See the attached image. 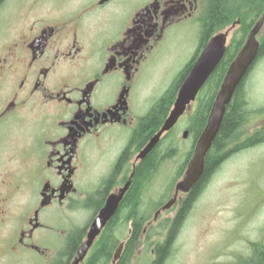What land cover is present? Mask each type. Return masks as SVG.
I'll return each mask as SVG.
<instances>
[{"label":"flooded vegetation","instance_id":"flooded-vegetation-1","mask_svg":"<svg viewBox=\"0 0 264 264\" xmlns=\"http://www.w3.org/2000/svg\"><path fill=\"white\" fill-rule=\"evenodd\" d=\"M112 1L85 0L67 13L26 14L16 35L4 45L0 56V131L32 112L40 114V136L29 153L38 188L23 201L25 218L3 255L28 256L34 264H75L94 219L108 199L128 184L104 227L114 219L109 264L118 248L114 264H166L172 227L179 225L186 209L196 201L197 191L183 209L193 188L181 194L182 200L178 196L176 205L180 207L161 236L163 240H156L159 231L147 234L162 214L176 206L162 212L167 201L156 200V193L148 192L154 182L150 181L152 175L154 179L158 173V161L165 160L155 158L150 182L145 188L135 186L136 205L154 211L141 230L134 229L132 218L123 224L122 203L136 182L139 164L151 152L157 157L155 151L166 140L168 147L160 149V155L176 148L170 144L174 132L182 130L181 138L187 132L189 140L181 142L195 145L189 122L184 130L177 122L154 149L138 159L156 133L154 129L144 142L137 140L142 120L137 113L138 83L142 74H150L159 57L158 47L174 31L201 22L206 0H142L125 17L117 9L119 16L113 22L107 17L101 23L89 20L92 12ZM9 201L1 196L3 214ZM100 235L77 264H93L94 257H106L104 251L96 250ZM251 252L246 255L248 264H254L256 255L263 256L264 241Z\"/></svg>","mask_w":264,"mask_h":264},{"label":"rangeland","instance_id":"rangeland-1","mask_svg":"<svg viewBox=\"0 0 264 264\" xmlns=\"http://www.w3.org/2000/svg\"><path fill=\"white\" fill-rule=\"evenodd\" d=\"M83 1L85 0H0V56L5 43L16 35V27L26 14L35 17L51 12L67 13ZM141 1L113 0L108 6L92 12L88 18L101 23L107 17L113 22L119 16L117 9H121L120 16L125 17ZM259 2L264 6V0H255L254 7ZM242 17L243 20L249 17V10ZM241 25L239 22L237 28L231 31L229 39ZM229 26L218 32L228 30ZM263 36L264 27L262 36H259L261 42ZM197 46L198 28L192 26L174 31L171 38L158 47L157 62L153 64L147 77L142 74L138 83L137 113L140 117H145L150 107L159 100L191 60ZM1 80L3 78L0 76ZM244 91L252 113L249 115L246 112V121L236 130L234 138L226 142L222 152L218 153V165L204 190L196 192V201L186 209L179 225L172 227V239L166 248V264H248L246 255H251L255 246L264 241V136H261L264 135V108L255 111L264 107V55L248 75ZM194 108L195 104L188 114ZM188 114L179 121H182L179 127L183 125V130L187 126ZM39 115L29 112L21 120L10 122L0 131V198L4 195L10 198L5 214L0 211V264L35 262L28 256L9 257L8 254H3L25 218L26 207H22L23 201L28 200L27 196L34 195L38 188L29 153L40 136ZM181 131L174 132L170 141L178 151L175 159L162 161L158 165L156 177L153 179L152 175L150 179L154 182L148 192L156 193V200H168L173 194V188L167 191L168 184L189 150L190 144L181 142ZM256 134L258 139H263L254 140L253 144L256 145L244 147L248 137L254 138ZM166 141L160 145L159 150L168 147ZM18 186L28 190L11 191L12 187ZM179 207L180 204H177L171 211L162 214L147 234L159 231L156 240H163L161 236L169 228Z\"/></svg>","mask_w":264,"mask_h":264},{"label":"trees","instance_id":"trees-1","mask_svg":"<svg viewBox=\"0 0 264 264\" xmlns=\"http://www.w3.org/2000/svg\"><path fill=\"white\" fill-rule=\"evenodd\" d=\"M254 1L255 0H207L203 19L201 20L198 26L199 27L198 46L196 52L194 56L191 58V60L178 73V75L170 84V86L161 95L159 100L151 107V109L146 114V116L142 118L140 123V128L137 131L138 141L144 142V140L148 137L149 134L152 133L154 129L155 130L153 131V133L160 128V126L162 125L163 121L167 117L172 107L178 89L180 88L183 80L189 73L194 63V60L199 53V50L204 46L206 41L213 34L239 21L241 22L242 25L234 32L230 40V43L226 48V52L223 59L216 66L213 73L210 75L206 84L204 85V87L197 96L196 110L190 118L189 130H190V138L192 142L194 143L198 139L199 135L201 134L202 130L206 125L214 98L219 90L220 84L222 83L227 68L229 67L230 63L237 55L238 51L243 46L249 30L252 28V26L257 21L259 16L264 12V6L262 7L261 3L259 2L256 4V7H254ZM247 10H249V17L243 20L242 16L244 13H247ZM262 39L263 40L258 50V56L256 62L264 55V36ZM252 68L253 67L250 68V71ZM247 76L235 90V93L229 105L226 108L218 134L216 135V138L212 143L211 149L205 158V170L201 178L197 182V184L194 185L190 197L188 198V202L183 205V209L186 208L187 205H189L188 204L189 199L192 197V195L195 194L196 191L204 190L205 186L207 185V182L209 181L215 170V167L218 165L219 162L218 153L222 152V150L225 148L226 142L234 138V133L236 132V130L246 121L247 114L250 115L252 113V110L248 106V102L245 98V91H244V82ZM260 110L262 109H257V112ZM262 139L263 138L258 139V135L256 134L254 138L248 139L246 142H244L243 146L251 147L252 145H254L253 144L254 140L260 141ZM159 152H160L159 148H157V150L155 151V153L158 154L157 157L154 156L153 153L151 152L139 164V166L136 169V180H135L136 182H134L135 184L132 186V189L126 195L122 203L123 204L122 215L124 218L123 224L126 225V222L130 218H132L134 229L137 230H141V226L144 220L149 215H151L152 211L154 210L153 209L151 211L139 210L141 206L138 207L135 203L136 202L135 186L137 184H140L142 188H145V185L148 183L149 175L151 173L153 174L152 167L154 165L155 158L165 159L167 161L173 158L174 156H176L177 154L176 148H172L168 150L165 154L163 153L162 155H159ZM190 154L191 153L189 152L187 156L184 158V160H182V162L179 163L173 178L168 184V188H167L168 192L174 187L175 182L183 174V171L186 166V161L189 159ZM159 163L160 161H158V165ZM168 196L169 194H167L166 197ZM163 202H165V200ZM180 215L181 214H179L178 217ZM149 219L150 217L148 218V220ZM113 221L114 219L110 221V223L104 229L103 233L100 235L98 240L99 242L97 243V248H96L97 251L100 252L104 251L106 253V257H102V258L94 257L92 259L93 264H109L110 258H108L107 256L111 252V246H112L111 241L115 235L113 228L111 229ZM163 252L164 249L162 248L159 254L162 255ZM253 261L254 264L259 262H264V254L262 257L260 256V254L256 255Z\"/></svg>","mask_w":264,"mask_h":264},{"label":"water","instance_id":"water-1","mask_svg":"<svg viewBox=\"0 0 264 264\" xmlns=\"http://www.w3.org/2000/svg\"><path fill=\"white\" fill-rule=\"evenodd\" d=\"M263 25L264 13L250 30L244 46L230 64L220 89L215 97L207 124L195 145L183 179L177 184L175 195L162 210L169 209L176 200V194L179 191L188 192L192 187H194L203 174L205 156L220 129L226 107L229 105L235 90L241 84L249 68L252 66L257 57L259 43L256 40V36L262 29ZM227 35L228 31L219 33L209 39V41L205 44L192 69L183 81L168 117L164 121L158 133L150 139L149 143L143 151H141L138 158L143 159L152 149H154L158 144L161 135L164 132L169 131L175 125L179 117L182 116L186 110H189L191 102L195 100L200 89L204 86L216 66L222 60L226 49L225 45ZM186 137L187 133L185 132L183 134V138ZM127 186L128 184L120 190L117 196L113 195L108 199L105 207L100 211L99 215L92 223L87 236V241L80 247L75 264L82 260L87 249L91 246L96 236L113 215L119 200L127 189ZM119 252L120 250L118 249L112 263L117 260Z\"/></svg>","mask_w":264,"mask_h":264},{"label":"bare ground","instance_id":"bare-ground-1","mask_svg":"<svg viewBox=\"0 0 264 264\" xmlns=\"http://www.w3.org/2000/svg\"><path fill=\"white\" fill-rule=\"evenodd\" d=\"M242 79H243V78H242ZM200 178H201V177H200ZM200 178H199V179H200ZM198 181H199V180H198ZM198 181H197V182H198ZM196 184H197V183H196ZM196 184H195V185H196Z\"/></svg>","mask_w":264,"mask_h":264}]
</instances>
